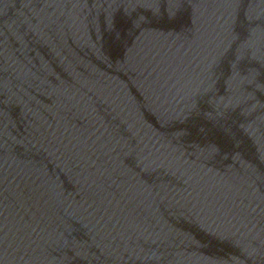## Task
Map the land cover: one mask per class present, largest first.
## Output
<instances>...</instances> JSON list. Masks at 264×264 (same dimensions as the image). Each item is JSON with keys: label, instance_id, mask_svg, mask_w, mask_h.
<instances>
[{"label": "water", "instance_id": "water-1", "mask_svg": "<svg viewBox=\"0 0 264 264\" xmlns=\"http://www.w3.org/2000/svg\"><path fill=\"white\" fill-rule=\"evenodd\" d=\"M0 264H264V0H0Z\"/></svg>", "mask_w": 264, "mask_h": 264}]
</instances>
